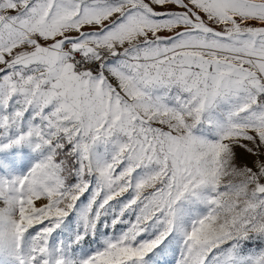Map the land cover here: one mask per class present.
<instances>
[{
  "label": "snow or ice",
  "instance_id": "snow-or-ice-1",
  "mask_svg": "<svg viewBox=\"0 0 264 264\" xmlns=\"http://www.w3.org/2000/svg\"><path fill=\"white\" fill-rule=\"evenodd\" d=\"M0 264H264V0H0Z\"/></svg>",
  "mask_w": 264,
  "mask_h": 264
}]
</instances>
